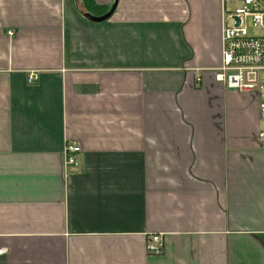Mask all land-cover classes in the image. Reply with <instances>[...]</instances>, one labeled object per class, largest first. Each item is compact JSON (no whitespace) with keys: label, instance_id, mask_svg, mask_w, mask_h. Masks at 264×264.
Masks as SVG:
<instances>
[{"label":"crops","instance_id":"1","mask_svg":"<svg viewBox=\"0 0 264 264\" xmlns=\"http://www.w3.org/2000/svg\"><path fill=\"white\" fill-rule=\"evenodd\" d=\"M113 2L0 0V264H264L259 97L216 76L223 0L84 15Z\"/></svg>","mask_w":264,"mask_h":264},{"label":"built area","instance_id":"2","mask_svg":"<svg viewBox=\"0 0 264 264\" xmlns=\"http://www.w3.org/2000/svg\"><path fill=\"white\" fill-rule=\"evenodd\" d=\"M227 1L223 0L222 62L216 69V76L231 88L256 91L260 119L264 122V0H232L240 3L233 10L227 9ZM236 17H239V22ZM8 34L13 35L14 32L10 30ZM38 78L37 71L29 73V82H35ZM259 141L264 147V127L259 130ZM81 150L78 143H67L64 150L65 165H78ZM146 249L150 255L163 252L161 233L149 237Z\"/></svg>","mask_w":264,"mask_h":264},{"label":"water","instance_id":"3","mask_svg":"<svg viewBox=\"0 0 264 264\" xmlns=\"http://www.w3.org/2000/svg\"><path fill=\"white\" fill-rule=\"evenodd\" d=\"M118 4V0H114V2L112 3L111 7L109 8L108 11H106L104 14L102 15H93L89 12L84 13V15L89 18L90 20L93 21H103L105 19H107L108 17L111 16V14L114 12V10L116 9ZM237 21L239 22V17H236Z\"/></svg>","mask_w":264,"mask_h":264},{"label":"rangeland","instance_id":"4","mask_svg":"<svg viewBox=\"0 0 264 264\" xmlns=\"http://www.w3.org/2000/svg\"><path fill=\"white\" fill-rule=\"evenodd\" d=\"M239 5H240L239 1H237V2H233L232 0L227 1V9L233 10L236 6H239ZM248 23L251 25V23H252L251 19L248 20ZM255 32H261V31L255 30ZM262 123L263 124L261 127H264V122H262Z\"/></svg>","mask_w":264,"mask_h":264},{"label":"trees","instance_id":"5","mask_svg":"<svg viewBox=\"0 0 264 264\" xmlns=\"http://www.w3.org/2000/svg\"><path fill=\"white\" fill-rule=\"evenodd\" d=\"M86 1V0H85Z\"/></svg>","mask_w":264,"mask_h":264}]
</instances>
